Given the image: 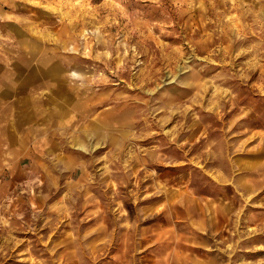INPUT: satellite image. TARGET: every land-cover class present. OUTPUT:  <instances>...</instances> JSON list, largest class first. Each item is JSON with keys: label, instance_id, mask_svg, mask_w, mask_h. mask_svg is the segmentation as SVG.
Listing matches in <instances>:
<instances>
[{"label": "rangeland", "instance_id": "374dc122", "mask_svg": "<svg viewBox=\"0 0 264 264\" xmlns=\"http://www.w3.org/2000/svg\"><path fill=\"white\" fill-rule=\"evenodd\" d=\"M0 264H264V0H0Z\"/></svg>", "mask_w": 264, "mask_h": 264}]
</instances>
